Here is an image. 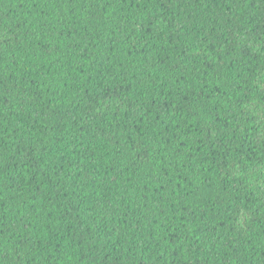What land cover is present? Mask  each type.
<instances>
[{
  "label": "trees",
  "instance_id": "16d2710c",
  "mask_svg": "<svg viewBox=\"0 0 264 264\" xmlns=\"http://www.w3.org/2000/svg\"><path fill=\"white\" fill-rule=\"evenodd\" d=\"M0 264H264V0H0Z\"/></svg>",
  "mask_w": 264,
  "mask_h": 264
}]
</instances>
